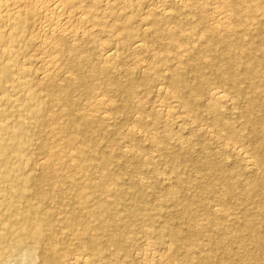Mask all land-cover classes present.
Here are the masks:
<instances>
[{
  "label": "rangeland",
  "instance_id": "rangeland-1",
  "mask_svg": "<svg viewBox=\"0 0 264 264\" xmlns=\"http://www.w3.org/2000/svg\"><path fill=\"white\" fill-rule=\"evenodd\" d=\"M86 1L98 4L96 15L67 4L62 9L76 26L70 50L60 51L48 31L58 22L55 14L24 8L28 26L19 37L27 45L5 59L14 76L0 90V147L10 146L7 158L20 164L18 178L32 181L23 183V194L12 182L1 183L0 194L21 212L31 208L47 230L38 240L23 231L16 254L0 246V264H74L76 258L86 264H264V65L250 78L246 73L251 59L264 57V15L250 12L248 27L244 17L246 5L263 3L202 0L194 8L192 1L171 0L164 14L161 0ZM121 3L127 9L118 10ZM222 16L225 27L217 24ZM190 34L195 40L182 38ZM44 38L51 49L42 48ZM111 43L117 58L108 66L102 58ZM171 79L186 83L178 94L167 88ZM216 89L229 101L213 110L209 96ZM185 101L193 107L185 109ZM173 104L176 111L157 109ZM13 145L21 149L18 163ZM234 145L254 163L245 166L229 150ZM1 195L3 233L12 212ZM14 229L20 230L17 221Z\"/></svg>",
  "mask_w": 264,
  "mask_h": 264
},
{
  "label": "bare ground",
  "instance_id": "bare-ground-1",
  "mask_svg": "<svg viewBox=\"0 0 264 264\" xmlns=\"http://www.w3.org/2000/svg\"><path fill=\"white\" fill-rule=\"evenodd\" d=\"M107 1V0H106ZM113 1V0H112ZM123 2L122 3H125L124 1L125 0H122ZM129 1V0H128ZM137 1H139V0H137ZM176 1V0H175ZM175 1H173L174 2V4H175ZM182 1V0H181ZM184 1V2H183ZM182 2H183V4L185 3L186 4V2H185V0H183ZM189 1H192V3H193V6L192 7H194V8H197L198 6H200V5H202L203 6V4H201L200 2L202 1V0H189ZM226 1V0H225ZM258 2H261V3H263V5L261 6V5H259V6H256V7H254V6H245V14H244V17L246 18V26L248 27V26H252L253 24L251 23V22H253L252 20H254V19H252V16L250 15L251 13L250 12H255V11H257V12H260V10L262 11L261 13H262V15H264V0H257ZM98 2V1H97ZM115 2L116 1H114V3H113V5L115 4ZM119 2V1H118ZM131 2V1H130ZM148 2V1H147ZM181 2V3H182ZM87 3V1L86 0H0V90H2L3 88H4V84L12 77V75L14 76V74H13V65L12 64H10V63H8L7 62V60H5L7 57H9V56H18L17 54H14L12 51L15 49L16 50V47H19L20 45H22V44H24L25 43V46L27 45V42L25 41V40H22L21 39V37H19L20 35H19V32H20V30L21 29H23V28H25L26 26H28V24H27V22H26V20H25V18H26V11L24 10V8H30V9H33V10H37V9H46V11H49V12H52L53 13V15L55 14L57 17H58V19L57 20H55V21H58V22H56V23H52L53 22V20H52V22H51V25H49L50 24V22L48 23V24H46V26L47 25H49V29H48V31L49 32H51V35L53 36V37H55V38H57V40H60V42H61V50L60 51H62V52H66L67 50H70V46H72L74 43V41L73 42H71V43H73L72 45H69V43H68V40H74V36H75V32H76V30H72V29H76V26L73 28V24L71 23V19L73 18V17H65L64 16V14H63V12H62V9H63V7L65 6L64 4H67L68 6H70V8L71 9H83V10H85L86 11V13L88 12V14L89 15H96L95 13H94V11H96L97 9V6H98V4L97 3H93V4H91V5H85ZM105 3V2H104ZM121 3V5H120V8L118 9V10H122V8H121V6H123V5H125V4H122ZM126 3H128V2H126ZM136 3V2H135ZM138 3V2H137ZM150 3V2H149ZM148 3V4H149ZM224 4H225V2H223ZM260 3V4H261ZM101 4V3H100ZM111 4V3H110ZM104 5V4H103ZM102 5V6H103ZM119 5H117L118 7H119ZM128 5H130V4H128ZM180 5V4H179ZM100 6V5H99ZM105 6V5H104ZM103 6V7H104ZM130 6H132V5H130ZM159 6V5H158ZM185 6V5H184ZM106 7V6H105ZM114 7V6H113ZM124 7V6H123ZM147 7V6H146ZM161 9H162V13H164V14H168V11H169V9H170V7H171V0H161ZM186 7V6H185ZM184 7V8H185ZM125 8V7H124ZM156 8V7H155ZM188 8V7H187ZM186 8V9H187ZM213 8V7H212ZM211 8V9H212ZM221 8V7H220ZM105 9V8H104ZM125 9H127V7L125 8ZM128 9H131V8H129L128 7ZM217 9H219V8H217ZM25 12H24V11ZM43 10V11H44ZM102 10H103V8H102ZM117 10V9H116ZM124 10V9H123ZM147 10V9H146ZM159 10V9H158ZM173 10V9H172ZM41 11V10H40ZM70 11V10H69ZM97 11H99V10H97ZM104 11V10H103ZM102 11V12H103ZM107 12H108V10H106ZM39 12V11H38ZM68 12V11H67ZM122 12V11H121ZM172 12V11H171ZM217 12V11H216ZM43 13V12H42ZM70 13H72V12H70ZM104 13V12H103ZM102 13V14H103ZM106 13V12H105ZM130 13V12H129ZM142 13V12H141ZM146 13V12H145ZM69 14V13H68ZM80 14H82V13H80ZM87 14V15H88ZM228 14V13H227ZM243 14V13H242ZM131 15V14H130ZM162 15V14H161ZM224 15V14H223ZM229 15V14H228ZM48 15H46V17H43V19L44 18H48L47 17ZM66 16H67V14H66ZM69 16V15H68ZM73 16V15H72ZM78 16H79V13H78ZM83 16V15H82ZM81 16V20H82V18L84 17H82ZM104 16V15H103ZM227 16V15H226ZM226 16L225 17H223V18H221L220 20L218 19V21H217V24L219 25V26H224L225 27V25H227L226 24V20H227V18H226ZM77 17V16H76ZM75 17V18H76ZM125 17H127V16H125ZM229 17V16H228ZM51 18V17H50ZM55 18V17H54ZM94 18V17H93ZM141 18V17H140ZM161 18V17H160ZM52 19V18H51ZM50 19V20H51ZM230 19V18H229ZM252 19V20H251ZM256 19V18H255ZM49 20V19H48ZM129 20V19H128ZM131 20V19H130ZM43 21V20H42ZM73 21V20H72ZM77 21H79L78 19H77ZM103 21V20H102ZM105 21V20H104ZM132 21V20H131ZM32 22V21H31ZM86 22H87V20H86ZM126 22H128L127 21V19H126ZM33 23V22H32ZM37 23V22H36ZM103 23V22H102ZM120 23V22H119ZM216 23V22H215ZM214 23V24H215ZM42 24V23H41ZM75 24V23H74ZM85 24V23H84ZM140 24V23H139ZM151 24H153V23H151ZM150 24V25H151ZM216 24V25H217ZM76 25H77V23H76ZM146 25H148V24H146ZM145 25V26H146ZM208 25H209V23H208ZM40 26H42V25H40ZM39 26V28H41ZM45 26V25H44ZM45 26V27H46ZM155 26V25H154ZM147 27V26H146ZM146 27H144V28H146ZM149 27V26H148ZM168 27H170V26H168ZM28 28V27H27ZM37 28H38V26H37ZM44 28V27H43ZM78 28V27H77ZM98 27H96V29H97ZM99 28H100V26H99ZM119 28V30L121 31V32H126V28L125 27H118ZM155 28V27H154ZM209 28V27H208ZM208 28H205V29H207V30H209V29H214L215 28V25H214V28L213 27H210L209 29ZM217 28V27H216ZM215 28V29H216ZM220 28V27H219ZM230 28V27H229ZM228 28V29H229ZM46 29V28H45ZM44 29V30H45ZM46 29V30H47ZM79 29H84V28H79ZM79 29H77V30H79ZM101 29H102V26H101ZM25 31L27 30V29H24ZM39 30H41V29H39ZM45 30V31H46ZM89 30L91 31L92 29H90V27H89ZM99 30V29H98ZM80 31V30H79ZM82 31H85V30H82ZM81 31V32H82ZM86 31H87V29H86ZM95 31V30H94ZM145 31V30H144ZM211 31V30H210ZM227 31V30H226ZM26 32H28V31H26ZM25 32V33H26ZM31 32V31H30ZM39 32V31H38ZM80 32V33H81ZM89 32V31H88ZM87 32V33H88ZM121 32H120V35H121ZM159 32V31H158ZM24 33V32H23ZM22 32H21V34H23ZM44 33V32H43ZM84 33V32H83ZM92 33V32H91ZM218 33V32H217ZM45 34H46V32H45ZM221 34V33H220ZM31 35H33V34H31ZM30 35V36H31ZM35 36V38H36V34H34ZM39 35V34H38ZM41 36H42V34H40ZM50 35V34H49ZM81 35H83V34H81ZM80 34H79V36H81ZM108 35H110V34H108ZM117 35H118V33H117ZM123 35V34H122ZM143 35V34H142ZM101 36V35H100ZM115 36H116V34H115ZM151 36V35H150ZM194 35L192 34H190V35H184V36H182V38L184 39V40H191V41H193V40H195V38L193 37ZM26 37V36H25ZM29 36H27V38H28ZM47 37V36H46ZM51 37V36H50ZM91 37V36H90ZM38 38H39V36H38ZM37 38V39H38ZM41 38V37H40ZM106 38V37H105ZM130 37L129 36H127V38L124 40V42H126L128 39H129ZM173 38V37H172ZM212 38L213 39H215L216 37H214V36H212ZM45 39V40H44ZM43 39V42H42V48H44L45 50H49V49H51V47H52V44H51V42H48L46 39L47 38H44ZM50 39V38H49ZM52 39V38H51ZM79 39H81V38H79ZM78 39V40H79ZM87 39V38H86ZM95 39V38H94ZM114 39H115V37H114ZM41 39H39V41H40ZM76 40H77V38H76ZM77 40V41H78ZM27 41H28V39H27ZM53 41V40H52ZM107 41H108V39H107ZM101 42V41H100ZM116 42V41H115ZM120 42V41H119ZM37 43H38V40H37ZM40 43V42H39ZM53 43V42H52ZM76 43V42H75ZM107 43V42H106ZM108 43H110V42H108ZM117 43V42H116ZM121 43V42H120ZM142 43V42H141ZM140 42H135L134 43V48L135 49H142V47H143V45L141 44ZM32 44V43H31ZM57 44H59V43H57ZM114 43H111V44H107L106 46H105V48H104V53H103V58H102V63H106V65L108 64V66H109V64L110 63H112V62H114V60L117 58V52H116V46L115 45H113ZM176 44V43H175ZM38 45V44H37ZM53 45L55 46V47H57L54 43H53ZM39 46V45H38ZM40 46H41V44H40ZM39 46V47H40ZM179 46V45H178ZM35 47V46H34ZM38 47V48H39ZM101 47V46H100ZM20 48V47H19ZM35 48H37V47H35ZM37 48V49H38ZM41 48V47H40ZM178 48V47H177ZM10 49V50H9ZM199 49V48H198ZM36 50V49H35ZM72 50V49H71ZM78 50V49H77ZM41 51H43V50H41ZM73 51H76V48H73ZM152 51V50H151ZM19 52H21V50L19 51ZM29 52V51H28ZM49 51H47V53H48ZM43 53V52H42ZM45 53V52H44ZM75 53V52H74ZM19 54V53H18ZM31 54V53H30ZM83 54V53H82ZM151 54V53H150ZM183 54H185V53H183ZM31 55H33V54H31ZM55 55V54H54ZM57 55V54H56ZM68 56L70 55L69 54V52H68V54H67ZM51 56H53V55H51ZM50 56V57H51ZM61 56V55H60ZM62 56H63V54H62ZM80 56V55H79ZM54 57V59H55V56H53ZM99 57H101V56H99ZM181 57H182V55H181ZM26 58H28L27 56H24V60L26 59ZM39 59V61H40V58L41 57H38ZM48 58V57H47ZM74 58V57H73ZM180 58V57H179ZM30 59V58H29ZM61 59V57L59 58V60ZM80 59V58H79ZM160 59V58H159ZM224 60V62L223 63H225V64H228V62L230 61V59H232V57H230V56H228V58H223ZM47 60V62H49V63H47V64H49V66L51 65L50 64V62L51 61H49L50 59H46ZM51 60H52V58H51ZM78 60V59H77ZM195 60V59H194ZM199 61H200V59H198ZM197 60V62H199ZM45 61V60H44ZM66 61V60H65ZM204 61V60H203ZM57 62H59V61H57ZM43 63H45V62H43ZM78 63V62H77ZM104 63V64H105ZM103 64V65H104ZM38 65H39V63H38ZM40 65H41V63H40ZM58 65V63L56 64L55 63V66H57ZM102 65V64H101ZM100 65V66H101ZM102 65V66H103ZM137 65V64H136ZM264 65V57H261L260 59H257V58H255V59H251V61H249L248 63H247V67H246V73H247V78H250L251 76H253V73H255V71H256V67L257 68H259V67H262ZM21 66H23V65H21ZM27 65H25V67H26ZM62 66V65H61ZM256 66V67H255ZM29 67V66H28ZM42 67V66H41ZM40 66H39V68H41ZM44 67H46V66H44ZM48 67V66H47ZM107 67V66H106ZM126 67H128V66H126ZM59 68V67H58ZM42 70H43V67L41 68ZM60 69V68H59ZM99 69H100V67H99ZM47 70H49V71H53L54 70V67H51L50 69H47ZM58 70V69H57ZM41 71V70H40ZM44 71V70H43ZM42 71V72H43ZM48 71V72H49ZM144 71V70H143ZM150 71V70H149ZM148 70H147V72H149ZM47 71H46V74L48 73ZM57 72V71H56ZM18 73V72H17ZM22 73H24L25 74V71H22ZM62 73V72H61ZM55 74V73H54ZM70 74V73H69ZM42 75V74H41ZM52 75V74H51ZM16 76V75H15ZM72 76V75H71ZM47 77V76H46ZM40 78V77H39ZM45 78V77H44ZM227 78H228V80H232V75L231 74H229V73H227ZM234 78V77H233ZM74 79V78H73ZM20 80V79H19ZM22 80H25V79H22ZM234 80V79H233ZM39 81V80H38ZM37 81V82H38ZM41 82V81H40ZM184 85H186V83L185 82H183V81H181V80H175V79H171L169 82H168V86H167V88H171L172 90H173V94H175V93H177L178 92V89L180 88V87H182V86H184ZM164 88V87H163ZM163 88H162V86H161V88H159V91L161 92V91H163ZM166 88V89H167ZM64 88H62V90L61 91H64L63 90ZM255 89V91L257 92V89L256 88H254ZM32 90V89H31ZM166 91V90H165ZM164 91V92H165ZM168 91V90H167ZM92 92V91H91ZM171 92V94H172V91H170ZM168 93V92H167ZM6 94V93H5ZM170 94V93H169ZM178 94V93H177ZM167 95V94H166ZM190 95V94H189ZM264 95V94H263ZM1 96H3V95H1ZM0 96V97H1ZM164 96H165V93H164ZM18 97H21L20 96V93H19V95H18ZM99 97V96H98ZM210 105H211V109H213L214 110V108H216L219 104H221V103H226V102H228L229 101V97H228V95L226 94V92H224V91H221V90H218V89H216V90H212L211 92H210ZM11 99H12V97H10ZM14 98H16V97H14ZM13 98V99H14ZM102 98V97H101ZM100 98V99H101ZM12 99V100H13ZM99 99V98H98ZM98 99H96L97 101H98ZM99 99V100H100ZM75 100V99H74ZM95 99H93L92 98V100L91 101H94ZM96 100L94 101V102H96ZM101 101H102V99H101ZM100 101V102H101ZM231 101H232V99H231ZM93 102V103H94ZM100 102H96L97 103V105H99V103ZM159 102H162V101H159ZM22 103V102H21ZM182 105H183V107L186 109V108H188V109H191V107H193V103L191 102V101H185L184 103H182V102H180ZM83 105V104H82ZM103 105V104H102ZM159 105V104H158ZM175 104H173L172 106H169V107H166L167 109H165V108H163L162 106H157V109H159L158 111L160 112V111H162V112H164L165 110V112H167V110H168V112H170V110H175L176 111V109H175V106H174ZM104 106V105H103ZM177 106V105H176ZM98 107V106H97ZM182 107V108H183ZM3 108V107H2ZM81 108V107H80ZM156 109V108H155ZM61 110V109H60ZM65 110V109H64ZM181 110V109H180ZM157 111V110H156ZM157 111V112H158ZM184 111V110H183ZM58 112V111H57ZM88 113V112H87ZM47 114H49V113H47ZM167 115H169V114H167ZM137 116H139V114H137ZM179 116V115H178ZM180 117H181V115H180ZM135 118H136V116H135ZM141 118V117H140ZM87 119H88V116H87ZM85 121H87V120H85ZM0 124H3V123H0ZM88 123L86 122L85 123V125H87ZM179 125V124H178ZM170 127V126H169ZM178 127V126H177ZM176 127V128H177ZM5 128H3V127H0V133L1 132H4L5 130H4ZM180 129V128H179ZM176 131V130H175ZM180 131V130H179ZM134 132V131H133ZM136 132V131H135ZM185 132H186V130H185ZM136 133H138V132H136ZM152 133V132H151ZM168 133H169V131H168ZM172 133V132H171ZM170 133V134H171ZM147 134V133H146ZM156 134V133H155ZM182 134H183V132H182ZM14 134H12V136H13ZM73 135V134H72ZM154 134L152 133V136H153ZM157 135V134H156ZM169 135V134H168ZM172 135V134H171ZM146 136V135H145ZM144 136V137H145ZM170 136V135H169ZM175 136H177V135H175ZM180 136H182V135H180ZM148 137V136H147ZM151 138V137H150ZM154 139V138H153ZM185 139V138H184ZM179 141V140H178ZM181 142H184V140L182 141L181 140ZM8 147H10V146H6V145H4V146H1L0 147V170H1V182H0V193H2V184L3 183H6V182H8V181H10V182H12L13 183V185H12V189H17V190H19V192L21 193V194H23V190H22V186H23V183L24 184H26V183H28L29 181H32V180H22L21 178H18L19 176V174H20V172H21V167H20V164H16L15 163V165H13V166H11L10 165V163H9V161H8V158H7V149H8ZM13 149H14V153H15V158H16V161H17V163L19 162V160H20V158H21V149H20V147H19V145L17 146V147H15V145H13ZM227 148H229V147H227ZM229 150H231V152L232 153H234L237 157H240L241 158V160L243 161V163L245 164V166H247V167H249L250 165H252V157L249 155V153L246 151V150H244V148L243 147H241V146H239V145H234V146H232L231 148H229ZM125 151V150H124ZM50 152H52L53 153V151L51 150ZM51 153V154H52ZM124 153V152H123ZM206 153V152H205ZM48 154V153H47ZM50 154V155H51ZM59 154H60V152H59ZM73 154V153H72ZM137 155V154H136ZM152 155V154H151ZM154 156V155H153ZM48 157V156H47ZM73 157H74V155H73ZM134 157V156H133ZM143 159H145V158H143ZM47 160H49V158L47 159ZM152 160V159H151ZM72 163V162H71ZM254 163V162H253ZM68 165V164H67ZM254 165V164H253ZM35 166V165H34ZM151 174V173H150ZM24 178V177H23ZM232 179V178H231ZM2 183V184H1ZM35 185H36V182H35ZM1 195V194H0ZM2 196V195H1ZM1 203H2V205L5 207V209L9 212V211H11L10 213H11V216L12 217H10L9 219H8V227H6V229L5 230H3L4 232L3 233H0V246L2 247L1 248V250H2V252L4 251V252H6V253H9V254H16L20 249H21V247H22V242H23V238H24V234H23V231H30L31 232V234H32V236H33V238L34 239H36V240H38L39 239V236L42 234V233H44L46 230H47V224H45L43 221H41L40 219H38L37 218V216L36 215H34V213L31 211V208H29V209H27V210H25L24 212H21V210H19L18 208H17V206H15V202L12 200V199H10V198H8V197H6V196H2V198H1ZM14 212L15 213H18L17 215H18V217L15 219L14 217H13V215L12 214H14ZM20 224V230L18 231V230H15L14 229V226H15V222L16 221ZM203 224V223H202ZM49 227V226H48ZM153 242V241H152ZM151 242V243H152ZM149 243V242H148ZM167 249V248H166ZM27 251V250H26ZM29 253V255H31V251H29L28 252ZM145 254V253H144ZM149 254V253H148ZM15 256V255H14ZM84 256H86V255H84ZM146 257V256H145ZM151 259V258H150ZM87 260H88V258H87ZM1 261V260H0ZM148 262V261H147ZM74 264H86V261H85V258H76L75 260H74Z\"/></svg>",
  "mask_w": 264,
  "mask_h": 264
}]
</instances>
